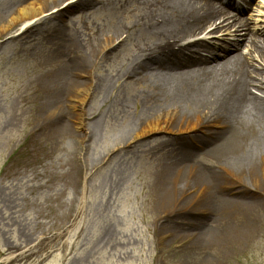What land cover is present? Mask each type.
<instances>
[{"label":"rangeland","instance_id":"obj_1","mask_svg":"<svg viewBox=\"0 0 264 264\" xmlns=\"http://www.w3.org/2000/svg\"><path fill=\"white\" fill-rule=\"evenodd\" d=\"M19 1L0 0V264H190L196 251L205 264H264V179L245 189L253 201L261 198L259 208L242 210L239 218L223 209L211 241L182 239L186 218L174 208L165 212L162 203L171 187L162 164L179 147L194 146L190 134L202 132L133 136L157 116L151 113L161 104L155 84L173 73L170 55L149 59L162 36L139 33L154 36L149 31L161 22L154 11L170 0H91L81 8L73 5L81 0H68L48 6L27 32L21 25L5 28L7 10L13 13ZM199 2L237 4L240 13L226 12L237 27L228 36H207L213 30L207 23L186 43H208L219 62L235 48L246 54L249 37L264 45V0ZM199 44L186 54L193 56ZM68 65L90 81L74 124L66 107L62 117L50 115ZM62 90L68 95L69 86ZM207 221L206 214L197 220Z\"/></svg>","mask_w":264,"mask_h":264},{"label":"bare ground","instance_id":"obj_2","mask_svg":"<svg viewBox=\"0 0 264 264\" xmlns=\"http://www.w3.org/2000/svg\"><path fill=\"white\" fill-rule=\"evenodd\" d=\"M66 1H19L13 13L7 10L9 24L4 27L21 25V30L27 32L33 26L31 23L42 16L48 6L57 7ZM90 1L81 0L73 5L81 8ZM164 7L152 10L157 12V18L161 20L149 31L154 36L139 33L152 38L162 36L163 43L159 47L157 45L156 49L152 46L149 59L157 61L170 55L169 70L173 73L168 78L163 77L161 85L159 82L155 84L157 91L153 92L158 93L157 99L161 104L157 111L154 109L151 113L157 116L152 119L147 117L143 125L134 130L133 136L202 132L203 135L196 137L190 134L194 146L187 143L189 149L179 147L173 157L162 164L163 175L171 180L168 189L170 194L162 198V203L167 204L165 212L174 208L176 215L186 218L188 232L182 235V239L188 238L201 244L217 237L212 236L211 229L216 222L218 225L224 222L221 218L225 216L219 215L223 209L239 218L242 210H256L262 202L260 197L258 201H253L245 196V189L250 183L260 185L264 179V45L256 44L249 37L245 41L246 54L237 52L238 48H235L234 55L225 54L224 57H229L219 62L216 57H210L213 50L208 44L186 42L203 33L205 25L224 14L225 9L203 5L199 0L192 3L170 0ZM225 22L222 21L215 30ZM232 30V25L224 27V32L231 33ZM60 32L59 28L57 35ZM61 38L64 41L71 40L70 37ZM193 44H199V51L195 50L193 56L187 55V50ZM175 48L177 51H173ZM159 53L162 55L159 56ZM253 59L260 64L255 66ZM157 64L161 65L162 61ZM193 66L196 68L193 69ZM75 68L81 70L83 67L76 64ZM75 68L73 65L66 67L58 90L61 94L54 100L55 106L50 114L62 117L65 113L62 108L66 107L73 113L69 117L72 124L79 121L77 112L82 108L90 86L89 79H85L86 72H81L86 76L84 78L82 74L76 73ZM146 81H151V78H146ZM65 85L69 86L68 95L62 90ZM251 89L259 94H254ZM206 157L210 158L207 162L209 165L204 167L201 161L206 162ZM261 192L264 196V191ZM205 194L210 199L202 203L200 200ZM162 212L165 213L163 207ZM201 214H206L210 221L197 222ZM204 261L201 253L196 251L190 256L189 263L205 264Z\"/></svg>","mask_w":264,"mask_h":264}]
</instances>
